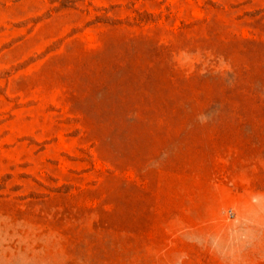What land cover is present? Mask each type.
Instances as JSON below:
<instances>
[{
    "label": "rangeland",
    "instance_id": "1",
    "mask_svg": "<svg viewBox=\"0 0 264 264\" xmlns=\"http://www.w3.org/2000/svg\"><path fill=\"white\" fill-rule=\"evenodd\" d=\"M0 264H264V0H0Z\"/></svg>",
    "mask_w": 264,
    "mask_h": 264
}]
</instances>
